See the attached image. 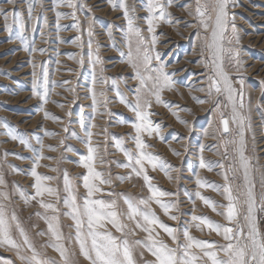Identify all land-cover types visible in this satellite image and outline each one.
<instances>
[{
  "label": "rangeland",
  "instance_id": "rangeland-1",
  "mask_svg": "<svg viewBox=\"0 0 264 264\" xmlns=\"http://www.w3.org/2000/svg\"><path fill=\"white\" fill-rule=\"evenodd\" d=\"M29 2L0 0V9L9 15L7 23L12 28L11 33L5 29L4 16L0 14V179L3 180L0 192L8 195L7 200L0 202L6 206L9 216L15 214L18 217L36 250L62 264L59 253L46 246L50 242V234L43 219L44 216H58L65 238L62 242L70 252L75 253L73 259L76 264H89L80 255L75 241V221L67 215L71 209L64 203L68 198L66 173L75 190L77 204L82 206L87 196L83 176L88 173L80 162L82 157L89 155V146L95 150L93 167L102 174V179L110 181L104 184L98 180L91 181L101 189L92 199L116 200L121 222L128 225L124 232L134 229V234L127 237L129 241L144 240L147 236L135 227V221L128 219L125 203L126 199L138 202L151 196L143 176H137L133 170L139 165H135L134 160L130 163L125 154L126 150L133 156L139 155L134 141L136 132L131 127L136 122L135 114L120 102L122 95L134 104L136 89L140 86L135 71L126 62L129 51L127 21L123 10L113 9L108 0H73L75 9L68 7L66 0L59 6L57 0H31L34 19L28 16ZM125 2L130 9L135 8V23L150 46L153 33L147 30V0ZM201 2L211 3V0ZM195 8V0H173L168 8L171 22H161L155 29L157 43L152 54L159 53L160 60L153 59L152 66L163 62L165 70L174 74L172 79L176 83L171 91L166 89L161 93L162 100L170 107L157 104L154 97H148L152 101L147 109L151 113L149 119L153 126H159L160 132L159 135L144 133L143 136L150 146L145 151L166 164L167 174L159 167L153 170L147 163L145 167L150 183L171 194L161 199L176 205L169 213L175 215L176 220L165 215L155 201L151 202V208L160 221L177 230L180 243L184 242L183 231L188 229L197 239L223 244L222 236L209 232L207 228L197 230L194 226L199 222L192 220L193 215L206 216L212 221L232 226L206 206L196 193L217 204L227 205L228 201L222 194L225 185L222 174L227 172L233 194L240 195L244 191L243 169H240L234 146L229 143L234 138L239 139L237 125L231 122V105L225 95L209 98L207 94L208 76L212 74V69L210 64L207 68L204 66L208 53L203 38L207 36L210 39L211 29L205 31L199 25ZM13 10L24 22L23 42L18 38L21 35L20 25L12 17ZM227 11L229 27L223 45L226 50L235 49L238 56L225 51L223 66L233 87L240 90L239 81L243 79L244 82V107L241 112L245 117V154L250 158L251 178L259 201L260 194L264 192L261 186L264 183V0H229ZM57 12L62 14L59 21ZM233 23L235 33L232 32ZM132 41L135 51V37ZM97 55L100 63H94ZM140 70L143 72V67ZM45 73L47 103L33 94V81L43 84ZM201 88L204 91H199ZM93 91L96 93L95 103ZM39 92L43 94L44 87L39 88ZM193 97L209 102L200 104ZM213 99L221 102L220 111L225 119H229V133H224L219 115L212 111L215 106ZM181 120L187 121V124L181 123ZM9 132L18 139H12ZM88 133H91L90 137ZM21 140L26 143H21ZM41 156L44 158L38 160ZM201 157L211 166V171L200 167ZM37 161L39 167H36ZM34 167L42 177L55 178L42 183L45 187L55 188L57 195L45 193L32 199L35 196V178L31 175ZM230 168L240 170L234 175L228 171ZM198 177L207 184L220 186V191H214L207 185L200 187ZM25 198L28 203H25ZM40 200L53 203L58 211L42 208ZM140 207L143 208V205ZM257 223L264 234V213L257 212ZM106 230L114 236L123 237V233L117 232L111 224H106ZM156 231L159 239L176 246L163 229L157 227ZM40 232L45 235H38ZM13 235L21 239L15 229ZM21 252L24 253V249ZM134 255L137 264H151L155 260L151 252L144 248L135 249ZM0 264L23 262L15 250H9L5 245L0 247Z\"/></svg>",
  "mask_w": 264,
  "mask_h": 264
},
{
  "label": "snow or ice",
  "instance_id": "snow-or-ice-1",
  "mask_svg": "<svg viewBox=\"0 0 264 264\" xmlns=\"http://www.w3.org/2000/svg\"><path fill=\"white\" fill-rule=\"evenodd\" d=\"M64 2L65 0H57V6ZM66 2L68 7L75 9L76 5L73 3V0H66ZM108 2L112 5L113 9L119 8L123 10L124 18L127 21L126 36L128 37L129 48L126 62L133 68L135 78L140 82V86L136 89V102L134 104L128 102L122 95L120 96V102L124 103L135 114L136 118V122L132 123L131 127L136 132L134 141L136 148L139 150V155L133 156L131 152L126 150L125 154L128 156L130 163L134 160L135 165H139L138 169L134 168L133 170L137 176H143L151 193L150 197L140 199L138 202L126 199L125 203L128 206L127 216L130 221H135V227L147 233V236L144 240L129 241L127 237L134 234V229L129 228L127 232H124V229L128 225L121 222V214L116 210V200L92 199L94 194L100 192L101 189L91 181L98 180L101 184L110 183V181L102 179V174L97 172L93 167L92 161L95 150L89 146V155L82 157L80 162L87 169L88 173L83 176V184L87 190V196L82 206L77 204L75 190L71 185L67 173L65 174V191L68 193V198L65 199L64 203L71 209L67 215H70L75 221V241L79 245L80 255L89 264H137L134 251L137 248H144L155 257V260L151 264H264V234L259 230L257 223V212L264 213V192L260 194L259 201H257L254 181L251 178L252 167L250 165V158L245 154V117L241 112V109L244 107L242 91L244 82L243 79L239 81L241 84L240 90L233 87V82L223 66L225 51H228L234 57L238 56V52L235 49L226 50L223 45L229 27L227 11L229 0H211V3H202L201 0H195V12L199 25L205 31H208L209 28L211 29L210 39L207 36L203 38L205 50L208 53V59L205 60L204 66L207 68L210 64L212 69V74L208 76L207 94L209 98H213L214 95H225L231 105V122L237 125L236 134L239 139L234 138L229 143L234 146V150L238 155L240 169H243L244 191L240 195L233 194V186L229 181L227 172L222 174L225 180L222 194L228 201L227 205L217 204L210 198L202 196L199 192L196 193L206 206L210 207L217 215L223 216L232 226L212 221L206 216L193 215L192 220L199 222L194 226L197 230L203 231L204 228H207L209 232H215L217 235L222 236L225 241L223 244L197 239L190 234L188 229L183 231L184 242L180 243L177 230L168 227L160 221L151 208V202L155 201L164 211V214L169 215L170 210L176 207L175 204L165 203L161 199L164 196L171 195L170 193L160 191L150 183V177L147 174L145 164H149L153 170L159 167L166 174L167 166L159 157L145 151L150 146L145 143L143 138L144 133L152 136L153 133L159 135L160 132L159 126H153L152 121L149 119L151 113L147 109L151 107L152 101L148 97H154L157 104H164L165 107H170L167 102L162 100L161 93L166 89L171 91L176 83L172 79V75L174 74H169L165 70L166 65L163 62H160L155 67L152 66L153 59L160 60L159 53H155L154 56L152 54L157 43V37L154 34L155 29L161 22H171V13L168 11V8L172 6L173 0H147L145 6L149 14L147 17V30L149 33H153L150 46L146 44V38L142 35V30L135 23V8L130 9L125 0H108ZM8 3H15V0H8ZM33 8L34 4L30 0L28 6L29 19H34ZM0 14L4 16L5 29L11 33L12 28L7 23L9 15L3 9H0ZM56 15L59 21L62 14L57 12ZM74 15L75 13L73 12ZM12 17L19 22L21 35L18 38L23 42L24 22L15 10H13ZM45 23H47L46 18ZM75 27H78V25H75ZM235 31V24L233 23L232 32L235 33ZM89 35H92L91 29L89 30ZM109 35L111 36V32H109ZM197 35L199 36V33ZM133 37H135L136 43L135 51H133L132 47ZM40 51L42 52L43 49ZM94 63H100L98 55ZM141 67L144 69L143 72L140 70ZM33 75L35 76L36 74L33 73ZM93 83H95V80ZM46 84V73L43 84L38 80L33 81V94L39 96L45 103H47ZM41 87H44L43 94L39 92V88ZM199 91H204V89L201 88ZM95 99L96 93L93 91L94 103ZM193 99L197 100L200 104L209 102L198 97H193ZM212 102L215 105L212 111L219 115L224 133H229L231 131L229 119H225L224 113L220 111V100L213 99ZM186 111L190 110L186 109ZM172 114L177 115L176 112ZM45 115L47 116L48 114L45 113ZM177 119H180L178 115ZM180 122L187 124L185 120H181ZM248 128L250 129V125H248ZM8 135L12 139H18L11 132ZM88 135L90 137L91 133H88ZM20 142L26 143L23 140ZM201 151H203V148ZM43 158L41 156L38 160ZM39 166V162L37 161L36 167ZM124 166L128 167V165ZM200 167L208 168L209 171L212 170L211 166L205 163L203 157H201ZM240 169L230 168L228 171H231L235 175ZM31 175L35 178V196L32 199L42 197L45 193L50 196L57 195L55 188L45 187L42 183L44 180H53L55 179L54 177H42L36 172L35 167L32 169ZM119 179L123 180L125 177H119ZM0 184H3L2 179H0ZM197 184L202 188L207 185L214 191H220V186L207 184L206 181L201 180L199 177L197 178ZM261 186L264 188V183ZM21 195L23 196V193ZM109 195L114 194L109 193ZM7 199L8 195L0 192V200ZM25 203H28L27 198H25ZM141 205H143V208L140 207ZM40 206L53 212L58 211L51 202L40 200ZM218 209H226V211H218ZM37 215L39 216L40 213H37ZM169 218L172 220L177 219L175 215H169ZM43 219H45L48 225V233L50 234V242L46 246L52 247L59 253L62 264H76V261L73 259L75 253L70 252L62 242L65 238L60 230L58 216L54 215L51 218L44 216ZM106 224H111L117 232H122L123 237L114 236L111 231H107ZM157 227L163 229L171 237L173 244L176 245L175 247L159 239V233L156 231ZM14 229L21 238L20 240L14 237ZM38 235H45V233L40 232ZM5 245L9 247V250L16 251L23 264H57L55 260L45 257L41 252L36 250L25 229L18 222V217L15 214L9 216L6 206L0 202V247ZM21 249H24V253L21 252ZM28 252L31 254H25ZM140 255L142 256L143 252Z\"/></svg>",
  "mask_w": 264,
  "mask_h": 264
},
{
  "label": "bare ground",
  "instance_id": "bare-ground-1",
  "mask_svg": "<svg viewBox=\"0 0 264 264\" xmlns=\"http://www.w3.org/2000/svg\"><path fill=\"white\" fill-rule=\"evenodd\" d=\"M191 30V29H190ZM203 74H201V75H197V76H202Z\"/></svg>",
  "mask_w": 264,
  "mask_h": 264
},
{
  "label": "water",
  "instance_id": "water-1",
  "mask_svg": "<svg viewBox=\"0 0 264 264\" xmlns=\"http://www.w3.org/2000/svg\"><path fill=\"white\" fill-rule=\"evenodd\" d=\"M222 129H223V124H222Z\"/></svg>",
  "mask_w": 264,
  "mask_h": 264
}]
</instances>
